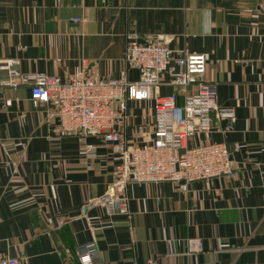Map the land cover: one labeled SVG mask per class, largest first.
Returning a JSON list of instances; mask_svg holds the SVG:
<instances>
[{"label": "crops", "instance_id": "crops-1", "mask_svg": "<svg viewBox=\"0 0 264 264\" xmlns=\"http://www.w3.org/2000/svg\"><path fill=\"white\" fill-rule=\"evenodd\" d=\"M261 0H0V62L21 73L128 81L131 36L167 38V69L183 54H205L199 79L215 82V102L234 121L200 133L223 143L230 175L190 182L125 186L129 217H107L91 200L104 194L113 160L100 136L62 134L51 103L33 105L28 84H0V257L22 264H79L74 251L95 246L93 264H264V8ZM74 19H78L74 21ZM84 60L85 64H82ZM7 78L0 68V83ZM184 90L161 73L156 92ZM9 101V104L6 101ZM128 143L144 144L153 127L151 100L125 98ZM116 124V127L118 126ZM196 142V138L192 143ZM96 157L85 158L84 144ZM196 239L199 249H189Z\"/></svg>", "mask_w": 264, "mask_h": 264}, {"label": "built area", "instance_id": "built-area-1", "mask_svg": "<svg viewBox=\"0 0 264 264\" xmlns=\"http://www.w3.org/2000/svg\"><path fill=\"white\" fill-rule=\"evenodd\" d=\"M260 3L264 8V0ZM167 42V38L140 41L136 36L126 41L124 63L137 72L132 81L125 78V73L118 78H90L81 72L61 80L39 71L21 73L15 68L16 59L0 62L7 74L0 84L12 88L28 84L31 104H52L60 133L100 136L108 145L113 160L112 179L104 194L91 200L102 206L107 217H129L125 194L128 183L190 182L232 173L225 145L201 141L198 136L215 128L214 121L232 123L234 110L216 104L215 82L199 79L205 67V54H183L174 60L179 70L167 69L171 51ZM163 72L173 86L184 90L193 85L194 91L184 94L180 104L174 93L158 94L156 89ZM129 92L151 100L153 127L150 137L140 145L128 143L123 124H117L125 117ZM194 138L196 142L192 143ZM84 151L87 160L96 157L93 144H84ZM189 249H199L196 239L189 240ZM94 250L93 242L78 246L74 251L78 263L93 264ZM151 263L148 259L147 264ZM0 264H22V259L0 257Z\"/></svg>", "mask_w": 264, "mask_h": 264}, {"label": "water", "instance_id": "water-1", "mask_svg": "<svg viewBox=\"0 0 264 264\" xmlns=\"http://www.w3.org/2000/svg\"><path fill=\"white\" fill-rule=\"evenodd\" d=\"M181 183L183 182V181H180Z\"/></svg>", "mask_w": 264, "mask_h": 264}]
</instances>
